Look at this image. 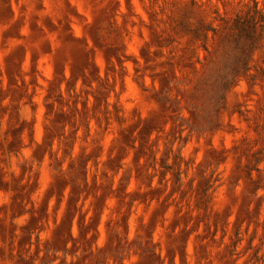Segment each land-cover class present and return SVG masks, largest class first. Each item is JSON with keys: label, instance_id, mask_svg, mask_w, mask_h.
<instances>
[{"label": "clouds", "instance_id": "obj_1", "mask_svg": "<svg viewBox=\"0 0 264 264\" xmlns=\"http://www.w3.org/2000/svg\"><path fill=\"white\" fill-rule=\"evenodd\" d=\"M0 264H264V0H0Z\"/></svg>", "mask_w": 264, "mask_h": 264}]
</instances>
